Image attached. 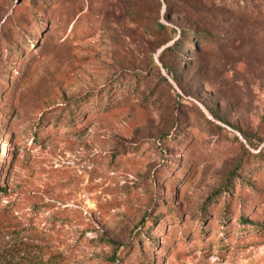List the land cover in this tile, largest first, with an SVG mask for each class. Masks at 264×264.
Returning <instances> with one entry per match:
<instances>
[{"label": "rangeland", "instance_id": "obj_1", "mask_svg": "<svg viewBox=\"0 0 264 264\" xmlns=\"http://www.w3.org/2000/svg\"><path fill=\"white\" fill-rule=\"evenodd\" d=\"M0 264H264V0H0Z\"/></svg>", "mask_w": 264, "mask_h": 264}, {"label": "trees", "instance_id": "obj_2", "mask_svg": "<svg viewBox=\"0 0 264 264\" xmlns=\"http://www.w3.org/2000/svg\"><path fill=\"white\" fill-rule=\"evenodd\" d=\"M195 33H197V31H195V30H193V31L183 30L182 33L176 39H173L172 43L170 45H168L165 49H167L168 51H171V52H173V51L174 52L186 51V49L188 47H190V44H189V41L185 40V39L188 36L189 37H193L192 35H198V34H195ZM166 69H167L168 72L171 71V70H169L168 66H166ZM211 116H212L213 119L221 120V118L219 116L215 115V113H212ZM215 125L217 127H220L219 124H215Z\"/></svg>", "mask_w": 264, "mask_h": 264}]
</instances>
